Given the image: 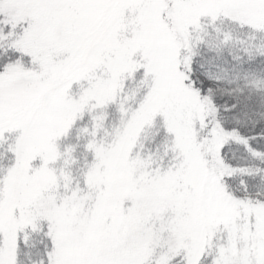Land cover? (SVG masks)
Masks as SVG:
<instances>
[{
  "label": "snow or ice",
  "instance_id": "snow-or-ice-1",
  "mask_svg": "<svg viewBox=\"0 0 264 264\" xmlns=\"http://www.w3.org/2000/svg\"><path fill=\"white\" fill-rule=\"evenodd\" d=\"M0 264H264V0H0Z\"/></svg>",
  "mask_w": 264,
  "mask_h": 264
}]
</instances>
